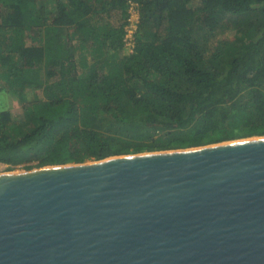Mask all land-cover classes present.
I'll list each match as a JSON object with an SVG mask.
<instances>
[{
	"label": "trees",
	"instance_id": "obj_1",
	"mask_svg": "<svg viewBox=\"0 0 264 264\" xmlns=\"http://www.w3.org/2000/svg\"><path fill=\"white\" fill-rule=\"evenodd\" d=\"M38 1L0 0L1 86L19 101L0 110L7 169L264 135V0H54L50 13ZM218 28L245 37L209 50L202 35Z\"/></svg>",
	"mask_w": 264,
	"mask_h": 264
},
{
	"label": "water",
	"instance_id": "obj_2",
	"mask_svg": "<svg viewBox=\"0 0 264 264\" xmlns=\"http://www.w3.org/2000/svg\"><path fill=\"white\" fill-rule=\"evenodd\" d=\"M0 264H264V135L0 172Z\"/></svg>",
	"mask_w": 264,
	"mask_h": 264
},
{
	"label": "rangeland",
	"instance_id": "obj_3",
	"mask_svg": "<svg viewBox=\"0 0 264 264\" xmlns=\"http://www.w3.org/2000/svg\"><path fill=\"white\" fill-rule=\"evenodd\" d=\"M40 3H43L47 7L48 13L54 11V8H55L54 0L38 1V2H35V5H39ZM137 17H138V13H137L136 4L129 5V7H128V18H127L128 22L125 24V27L129 28L130 22H132V25H134L135 21L137 20ZM110 18L113 22H119L122 20V17L120 15H118L116 11L111 12ZM34 35L35 34L32 33V35H30L27 38L28 43H30V44L36 43ZM238 35L239 34H236L235 30L232 28H228V29L218 28L217 30H215V32H213L211 34L203 33L202 36H204L205 39H204V37H202V39H204V41H206L207 48L209 50H211L210 48L214 47L218 42L224 41V39L236 41L239 38L243 39L245 37V35L243 33L240 34L239 36ZM210 46H212V47H210ZM129 51H130V46L125 44L124 48H123V52L128 53ZM3 72L4 71L0 68V110L10 109V110L15 111L19 107V101L17 99L16 94L9 92L8 90H6L5 88H3L1 86V82L4 79V73ZM25 97L28 100H31L33 98H41L42 93L40 90L34 89L32 91L25 92ZM241 130L242 129L240 127L239 128L235 127V128H232V132H230V133L231 134L232 133L237 134L238 132L241 133ZM214 137H215V134L205 133L201 137H196L195 139L202 142L203 139L208 140V139H211ZM245 137H249V136H245ZM156 138H157V135L155 133V134H153V139H156ZM239 138H244V137H237V138H231V139H239ZM209 143H214V142L203 143L202 145L209 144ZM202 145L190 146V147H198V146H202ZM88 161H91V160H88ZM37 163H38V159H36V158H26V159H24V161L20 162L19 164L12 166L13 167L12 169H7L6 168L7 164L0 162V172L25 169V165H27V164L32 165L33 166L32 168H36V167H38Z\"/></svg>",
	"mask_w": 264,
	"mask_h": 264
},
{
	"label": "built area",
	"instance_id": "obj_4",
	"mask_svg": "<svg viewBox=\"0 0 264 264\" xmlns=\"http://www.w3.org/2000/svg\"><path fill=\"white\" fill-rule=\"evenodd\" d=\"M132 4H135V3H133V2H131L130 3V5H132ZM136 22H137V20L135 21V24L134 25H132V22H130V24H129V28H127V27H125V35H124V45L126 44V45H129L130 46V51L129 52H132V50H133V32H134V30H135V28H136Z\"/></svg>",
	"mask_w": 264,
	"mask_h": 264
},
{
	"label": "bare ground",
	"instance_id": "obj_5",
	"mask_svg": "<svg viewBox=\"0 0 264 264\" xmlns=\"http://www.w3.org/2000/svg\"><path fill=\"white\" fill-rule=\"evenodd\" d=\"M239 139H242V138H239ZM225 141V140H224ZM220 142V141H219ZM216 143V142H215Z\"/></svg>",
	"mask_w": 264,
	"mask_h": 264
}]
</instances>
